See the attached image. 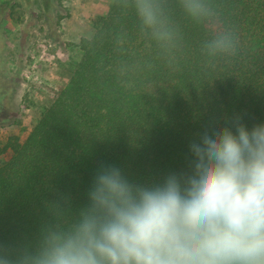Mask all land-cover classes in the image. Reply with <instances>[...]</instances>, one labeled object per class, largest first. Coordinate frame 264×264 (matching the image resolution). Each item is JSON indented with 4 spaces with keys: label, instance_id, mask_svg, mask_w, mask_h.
<instances>
[{
    "label": "trees",
    "instance_id": "obj_1",
    "mask_svg": "<svg viewBox=\"0 0 264 264\" xmlns=\"http://www.w3.org/2000/svg\"><path fill=\"white\" fill-rule=\"evenodd\" d=\"M210 2L217 17L196 23L169 0L183 39L167 56L124 0L96 18L68 81L26 138L0 147V155L11 151L0 163V244L32 242L57 207L75 213L86 205L102 164L134 182L159 181L189 170V145L205 130L236 118L248 128L264 124V0ZM15 3L0 0V14ZM229 25L235 54L207 57L204 41Z\"/></svg>",
    "mask_w": 264,
    "mask_h": 264
},
{
    "label": "clouds",
    "instance_id": "obj_2",
    "mask_svg": "<svg viewBox=\"0 0 264 264\" xmlns=\"http://www.w3.org/2000/svg\"><path fill=\"white\" fill-rule=\"evenodd\" d=\"M196 23L215 20L210 0H178ZM162 55L182 44L169 0H124ZM232 26L214 31L202 51L234 55ZM189 170L138 183L101 165L75 213L54 220L24 244H0V264H264V124L205 130L189 145Z\"/></svg>",
    "mask_w": 264,
    "mask_h": 264
},
{
    "label": "rangeland",
    "instance_id": "obj_3",
    "mask_svg": "<svg viewBox=\"0 0 264 264\" xmlns=\"http://www.w3.org/2000/svg\"><path fill=\"white\" fill-rule=\"evenodd\" d=\"M45 1L16 0L0 14V147L10 136L26 138L81 58V40L113 2ZM10 156L6 150L0 163Z\"/></svg>",
    "mask_w": 264,
    "mask_h": 264
}]
</instances>
